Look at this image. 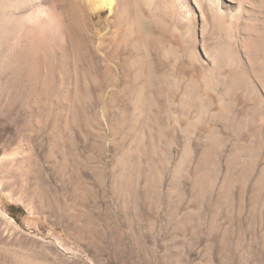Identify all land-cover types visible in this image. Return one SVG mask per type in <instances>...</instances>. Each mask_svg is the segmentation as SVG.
<instances>
[{
  "label": "rangeland",
  "instance_id": "1",
  "mask_svg": "<svg viewBox=\"0 0 264 264\" xmlns=\"http://www.w3.org/2000/svg\"><path fill=\"white\" fill-rule=\"evenodd\" d=\"M79 22L68 58L49 49L45 79L0 101V264H264V105L166 108Z\"/></svg>",
  "mask_w": 264,
  "mask_h": 264
},
{
  "label": "bare ground",
  "instance_id": "2",
  "mask_svg": "<svg viewBox=\"0 0 264 264\" xmlns=\"http://www.w3.org/2000/svg\"><path fill=\"white\" fill-rule=\"evenodd\" d=\"M104 12L107 20L92 21ZM70 20L90 29L98 48L112 37L127 45L133 87L160 93L166 108L171 92L181 93L182 113L196 106L197 116L214 103L226 116L239 102L264 105V0H0V101H22L40 84L49 49L66 56Z\"/></svg>",
  "mask_w": 264,
  "mask_h": 264
},
{
  "label": "trees",
  "instance_id": "3",
  "mask_svg": "<svg viewBox=\"0 0 264 264\" xmlns=\"http://www.w3.org/2000/svg\"><path fill=\"white\" fill-rule=\"evenodd\" d=\"M10 210V213L12 214V215H14V212L12 211V209H16V210H18L19 209V207H15V206H10V208H9Z\"/></svg>",
  "mask_w": 264,
  "mask_h": 264
}]
</instances>
